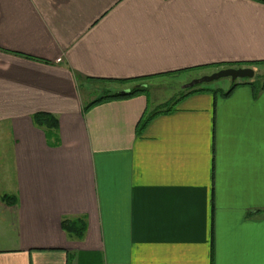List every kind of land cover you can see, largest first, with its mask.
I'll list each match as a JSON object with an SVG mask.
<instances>
[{
    "label": "crops",
    "instance_id": "1",
    "mask_svg": "<svg viewBox=\"0 0 264 264\" xmlns=\"http://www.w3.org/2000/svg\"><path fill=\"white\" fill-rule=\"evenodd\" d=\"M248 63L264 68L254 0H0V264H264V87L189 95L138 135L157 105L83 114L76 83Z\"/></svg>",
    "mask_w": 264,
    "mask_h": 264
},
{
    "label": "trees",
    "instance_id": "2",
    "mask_svg": "<svg viewBox=\"0 0 264 264\" xmlns=\"http://www.w3.org/2000/svg\"><path fill=\"white\" fill-rule=\"evenodd\" d=\"M260 3L262 1L254 0ZM261 64L258 63H248V64H226L220 66H213L200 69H213L220 70L224 68H254L259 67ZM194 71V70H192ZM191 71H180L175 73L163 74L159 76H151L146 78H136L130 80H106V79H94V78H82L76 77L77 89L81 95V92L87 95V100L84 99L82 106V113L86 114L90 109L96 107L97 105L111 102V101H123L130 100L139 96L147 97V88L149 87V82L154 79H164L169 78L175 75L182 73H187ZM203 85V84H202ZM240 85L251 86L254 90L259 91L264 87V77H257L253 80H238L232 82L231 87L222 92L220 90H211L207 87H202L201 85L195 86L191 89L180 90V93L177 97L172 98L171 104L163 103L157 105L156 108L151 110L149 113L145 114L136 127V133L141 135L150 120L160 114H167L173 111L179 102L184 98L192 94L204 93V92H214L219 93L223 97L230 96L233 91ZM92 91V92H91ZM97 93V95H95ZM148 98V97H147ZM32 123L34 126L42 130L46 136V139L51 143V140L54 139L56 145L57 142V129H58V120L53 115L47 113H36L31 117ZM12 198L4 197V201L11 204ZM85 222L83 219H74V220H65L62 222V229L70 236L75 239H81L85 233Z\"/></svg>",
    "mask_w": 264,
    "mask_h": 264
},
{
    "label": "rangeland",
    "instance_id": "3",
    "mask_svg": "<svg viewBox=\"0 0 264 264\" xmlns=\"http://www.w3.org/2000/svg\"><path fill=\"white\" fill-rule=\"evenodd\" d=\"M251 69L255 72V78L264 77V68L252 67ZM214 71L213 69H200L196 71H191L187 73H182L169 78L164 79H154L149 82V87L147 88V97L151 101V104L161 105L163 103L171 104L172 98H175L180 93V90H184L182 87L192 80L198 79L205 75H210ZM232 85L230 79H221L214 81L209 84H203L202 87H207L210 89H221L227 91ZM92 92V91H91ZM97 95V93L95 94ZM81 97L88 99L87 95L81 92ZM82 97V98H83ZM83 99V100H84ZM156 108V106L154 107ZM14 139L12 137L10 128L5 127L0 130V178H3V171L8 170L9 177L11 173L15 172V165L13 160V149H14ZM5 176V175H4ZM5 180V179H3ZM5 185L2 189H5ZM6 234V232H3Z\"/></svg>",
    "mask_w": 264,
    "mask_h": 264
},
{
    "label": "water",
    "instance_id": "4",
    "mask_svg": "<svg viewBox=\"0 0 264 264\" xmlns=\"http://www.w3.org/2000/svg\"><path fill=\"white\" fill-rule=\"evenodd\" d=\"M264 2V0H258ZM255 77V72L251 68H224L213 72L210 75L202 76L198 79L192 80L188 84L184 85L182 88L184 90L191 89L195 86L202 84H209L214 81L221 79H230L232 82L238 80H253Z\"/></svg>",
    "mask_w": 264,
    "mask_h": 264
}]
</instances>
